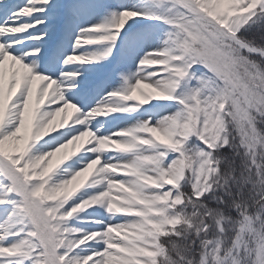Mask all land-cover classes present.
Here are the masks:
<instances>
[{
    "label": "snow or ice",
    "instance_id": "obj_1",
    "mask_svg": "<svg viewBox=\"0 0 264 264\" xmlns=\"http://www.w3.org/2000/svg\"><path fill=\"white\" fill-rule=\"evenodd\" d=\"M0 264H264V0H0Z\"/></svg>",
    "mask_w": 264,
    "mask_h": 264
}]
</instances>
